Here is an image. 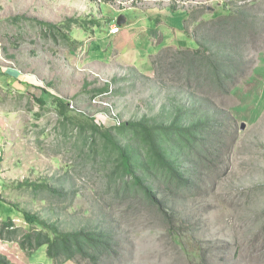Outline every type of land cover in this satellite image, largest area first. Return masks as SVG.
<instances>
[{"label": "rangeland", "instance_id": "1", "mask_svg": "<svg viewBox=\"0 0 264 264\" xmlns=\"http://www.w3.org/2000/svg\"><path fill=\"white\" fill-rule=\"evenodd\" d=\"M239 11L236 87L229 95L198 88L233 112L236 142L215 189L180 205L190 219L182 250L153 211L112 197L100 155L94 165L84 160L76 118L106 127L113 115L120 122L164 117L181 92L197 90L177 50L198 47L194 33L203 21L200 37L216 29V17ZM120 16L131 40L109 34ZM68 20L70 31L54 35L38 24ZM160 47L169 49L157 57ZM0 57L38 87L21 94L0 87L1 241H21L24 214L69 232L105 219L120 243L100 264H264V0H0ZM103 88L111 90L102 97L107 105L92 103L90 93ZM59 99L73 122L60 119ZM25 180L48 188L21 187ZM6 221L15 234L2 231ZM44 250H17L13 259L53 264Z\"/></svg>", "mask_w": 264, "mask_h": 264}, {"label": "trees", "instance_id": "2", "mask_svg": "<svg viewBox=\"0 0 264 264\" xmlns=\"http://www.w3.org/2000/svg\"><path fill=\"white\" fill-rule=\"evenodd\" d=\"M171 9L175 10L174 6L171 5ZM240 12L216 17V29L204 30L206 34L200 37L199 32L209 23L203 21L194 33L198 47L177 50L185 61V80L195 81L197 90L188 91L186 88L181 92L180 101L176 100L164 117H142L118 125L112 121L106 127L96 123L94 118L84 115L76 118L84 160L94 161V165L100 155L101 166L110 171L107 184L112 197L153 211L164 223L174 244L182 250L183 239L190 235V219L181 216L179 207L209 188L215 189L214 184L222 176L219 169L229 158L236 142L230 129L236 120L233 112L225 110L215 100H207L208 93L200 95L202 91L198 88L201 86L203 91L209 90L212 94L229 95L236 87L243 69L240 47L236 45L239 44L236 41L239 34L236 33H241ZM186 22L184 19V28ZM38 24L54 35L69 32L73 22ZM167 49L162 48L157 57ZM108 91L104 88L96 90L90 93V98ZM37 102L44 105L42 98ZM68 105L58 100L57 113L66 123L73 122L72 118L65 116ZM19 185L48 188L47 184L26 180ZM24 217L28 229L22 234L19 247L28 254L45 248L53 264H80L82 261L100 264L117 253L120 242L116 226L106 224L105 219L94 226L69 232L38 216L24 214ZM5 230L9 234L18 231L9 221L2 224V231ZM0 264L13 263L0 254Z\"/></svg>", "mask_w": 264, "mask_h": 264}, {"label": "crops", "instance_id": "3", "mask_svg": "<svg viewBox=\"0 0 264 264\" xmlns=\"http://www.w3.org/2000/svg\"><path fill=\"white\" fill-rule=\"evenodd\" d=\"M123 22L125 23V25H122V23H121V25H118L120 28V33L117 35H110V36L120 38L124 34L125 38H122V39H130L131 40L132 35L128 34V32L126 31L128 20L124 18ZM124 31H125V33H124ZM162 48H165V47H160V50ZM0 87L3 89H10L11 91H13V92L15 91V92L20 93V94L22 93V91H29L30 89L38 90V87H37V85L33 79L31 80L27 76L22 75L15 68L5 66L1 62V57H0ZM42 94L43 93L41 92V94L39 95L38 98H42V100H43L44 96ZM0 242L2 243V245H0V254L6 256L7 259L13 264H24V262H18V261L16 262L13 259V258L17 257L14 254L20 255L17 250L23 251V249L21 247H19L18 243L13 242V241H11V242L6 241V240H4V241L0 240ZM27 264H30L28 259H27Z\"/></svg>", "mask_w": 264, "mask_h": 264}, {"label": "built area", "instance_id": "4", "mask_svg": "<svg viewBox=\"0 0 264 264\" xmlns=\"http://www.w3.org/2000/svg\"><path fill=\"white\" fill-rule=\"evenodd\" d=\"M119 33H120V28H119L118 25L114 24V25L110 26V30H109V34L110 35H117ZM110 91L104 92L102 94H99V95L95 96L94 98H92V103H94V104H103L104 106H106L107 104L102 101V97L107 95V94H109ZM110 119H111V121L115 122L116 125H118L120 123V120L115 115H113Z\"/></svg>", "mask_w": 264, "mask_h": 264}, {"label": "water", "instance_id": "5", "mask_svg": "<svg viewBox=\"0 0 264 264\" xmlns=\"http://www.w3.org/2000/svg\"><path fill=\"white\" fill-rule=\"evenodd\" d=\"M123 19L122 16L118 17L117 21H116V24L117 25H121V23L123 22Z\"/></svg>", "mask_w": 264, "mask_h": 264}]
</instances>
